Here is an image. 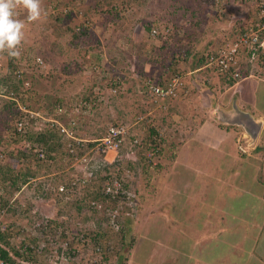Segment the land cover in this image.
<instances>
[{
  "label": "rangeland",
  "instance_id": "obj_1",
  "mask_svg": "<svg viewBox=\"0 0 264 264\" xmlns=\"http://www.w3.org/2000/svg\"><path fill=\"white\" fill-rule=\"evenodd\" d=\"M57 1L59 4L68 3L69 0H42V5L45 6L46 3ZM78 3L80 2L81 5L85 8L86 6V0H76ZM138 1V2H137ZM135 0V8L134 10L130 9L129 11L125 12L122 20L115 17V20H118L119 23H122V27L120 29L114 31L113 25L107 24L105 27L102 25V21L100 20L101 15L98 17L96 16L94 19V22L91 23V31L95 34V36L99 39L100 45L102 48V55H101V61L106 66L102 67L104 72L99 74L98 78H95L91 74H84V66H87L88 63H90V60H96V57H93V54L91 52L88 53V56L84 60V64L81 62V67L78 64L79 58L84 54L82 49H86L89 46V44H93L94 41L90 42L88 44V41L91 39V37L88 38L87 43L84 44L85 46H69L67 45V49H69V52L64 54V57H60L57 55L52 56L50 58L45 59L48 63L49 72H50V78L47 80H38L35 76H27L26 80L30 83V89L25 91L24 88H20L17 93H15L16 96V107H17V113H19V106L21 107L22 104L26 107V109L34 115L41 116V118H48L47 116H55V111L50 109V101L53 100V92L50 93L46 89H44L45 82L49 80H55L58 81L59 79L65 78L60 73L59 69L60 67L66 66L67 63H73L74 73L76 75L71 76L69 79L72 80V83L68 85L67 92L65 93V96L68 98L67 103L64 105L67 109V111H70L71 108L78 102L82 100V97L84 98L85 94L88 93V91H94V96L92 98H95V105L92 111H90L89 115H84L85 117L82 119H79V122L81 124L80 129L78 130V135L80 137H85L86 139H96L102 136L104 134L106 128L109 124H124L128 123L132 127V133L140 135L141 138L146 140L147 134V120L144 118L143 121H139L140 117H145L151 110V103L148 100H146L142 95H140L137 87V83L135 80L138 81V79H141V72L143 73L142 76L146 75H152L154 76L156 72H149V68L152 66L153 69L157 68V65L148 64V60L151 57L156 58V53L153 48H158L161 45V41L159 40H152L148 36V32L143 34L142 38V44L140 46L136 45L132 41H126L127 38H130L134 31L136 25L139 23L145 22L150 24L151 26L159 28L160 31L163 30L165 26H167V23L170 24L172 28L171 32V41L172 43H177L176 40H182L181 38H177L179 34H184L185 32H188V34L194 33L198 35V37L204 36V40L208 39H216V36H213V28L215 27V17L212 11H209L205 14L204 18L200 16L198 13L192 15L191 11L185 12L181 9H177V6H187L190 3L195 2V0H183L182 2L180 0ZM203 1V0H202ZM237 10H233L230 17L237 16L238 18L240 15L241 17H244L246 10L243 9L244 4H241V0L237 1ZM244 3V2H243ZM62 5V4H61ZM72 5V4H70ZM171 5V7H169ZM195 6V5H194ZM103 10H105V6H102ZM83 8H81L82 10ZM191 10H194V7H191ZM170 18V19H169ZM233 19L235 21L236 19ZM48 19L42 18L40 21L34 22L32 24H26V27L24 29V38L26 42H34V39L40 38L39 33L36 31L37 25H41L44 20ZM201 22L202 20H205V22L200 23L199 26L193 28V26H190V23H195V21ZM214 19V20H213ZM79 20H75L76 23H78ZM232 21V22H233ZM97 22V23H96ZM170 22H173L171 24ZM190 22V23H189ZM154 23H157L156 25ZM184 23V24H182ZM150 26V27H151ZM228 29V28H227ZM192 30V31H191ZM184 31V32H183ZM183 32V33H182ZM133 37V36H132ZM66 40L69 39L68 36L65 37ZM65 38L63 40H65ZM177 38V39H176ZM45 40V39H44ZM37 41L39 43L38 46L43 50L45 49L46 45L47 48L50 46L49 41L56 40L53 34H51L50 39L48 41ZM184 40V37H183ZM170 42V41H169ZM35 43V42H34ZM65 43V41L62 42V45ZM155 43V44H154ZM158 45V46H156ZM190 46V42H189ZM85 47V48H83ZM174 47H177V44H174ZM82 48V49H81ZM171 47H169L170 49ZM88 51V50H87ZM110 51V52H109ZM44 53V52H43ZM111 54L113 57L117 59V62L115 64L109 63L108 54ZM172 54H175V58H178L179 52L174 51L171 49L169 52L164 53L163 57L161 58L164 60V58L168 57ZM137 55V56H136ZM144 57H143V56ZM177 55V57H176ZM139 56V57H138ZM2 58V56L0 57ZM137 58H139L137 60ZM141 59V60H140ZM169 61V58H167ZM107 63V64H106ZM120 67L121 69L117 68ZM81 68L80 74L78 70ZM3 69V68H2ZM3 74L6 73V70H1ZM180 73H183L180 70ZM133 75H136L134 78H131ZM93 76V77H92ZM68 76L66 75V78ZM135 79V80H134ZM112 82L115 84V88L117 89L116 93H111L109 91L108 83ZM135 84V88L133 89ZM262 86H264V82H260ZM1 92H3L1 90ZM5 93V92H4ZM7 93V90H6ZM10 93V92H9ZM8 93V94H9ZM45 95H48L50 99H48V102L46 99H43L42 97ZM96 94V95H95ZM229 95L220 97L221 100L228 98ZM66 98V99H67ZM4 101H10L7 94L0 96V102ZM170 106V105H169ZM23 107V106H22ZM161 113L154 114L151 118L152 120L157 123V125H161L159 122ZM149 117V116H148ZM150 118V119H151ZM6 119V117H5ZM7 123L9 125L14 124V120L6 119ZM38 125H32L30 129V134L35 133V131L39 129H44L42 127V123H45L43 119H37ZM46 124V123H45ZM163 138L166 140V142H157L161 143L160 146L166 145V143H170L171 140L176 141L177 144H179V141L177 139V135L174 136V129H164L163 127H160ZM12 131L8 132L7 129H4L1 120H0V145H5L7 142V134L11 133ZM175 132H177L175 130ZM34 135V134H33ZM35 138V137H34ZM58 138V137H57ZM176 138V139H175ZM31 143L33 141L30 140ZM33 144V143H32ZM9 145V144H8ZM18 147L20 145L15 144ZM128 147L122 148L121 151L117 154H109L107 157V163L111 164L109 166V173L115 178H117L122 184L124 182L127 183L128 192L130 193V198L133 199L134 202V208L135 212L133 213V220L137 223V227H139L138 231H134L132 234L134 236V239H132V244H136L138 242L135 239H143V241L148 239H154L159 240V243H161V233L160 232H153L152 234L148 233V230L153 229V223L151 222L149 225L146 223L150 222V220L153 218L148 217V215H153V213H160L162 210L161 206V198L163 193V187L162 183L163 181L162 176L163 173L168 172V166L167 159H165L164 155H162L159 158V161L161 163H165L166 166L164 168H158L157 164L158 162L153 159V156H148V151L145 149V146L143 145H137L136 147L130 148ZM63 149V148H62ZM176 148L172 151V161L175 158L176 154L175 151ZM8 150V148L6 149ZM65 150L59 151L58 154H53V159H47L46 162L38 161L37 163H33V176L28 177L29 179H33L34 182L37 185V188L35 190V185L30 183L29 184H22L21 178L18 179L17 184H15L14 187H12L10 181H6L4 183L0 182V199L4 198L9 203L14 201L13 208L9 210V212L4 216L3 221L6 225L9 226V229L11 228L12 238H11V244L14 246L18 238V234L20 233L21 229L25 231L24 234L20 237L21 240L24 238L23 241L26 243L29 239H32L35 237V234H38L40 232V227L37 225H41L43 221L48 219L50 221V225L48 228V232L43 234V238L48 239L47 243L49 242V239H55L58 240V244L61 245V242L63 238V232L57 231V229H54V227H58V225L61 226H67L69 229L72 230V232H76L79 229L81 230L80 233H84L86 235V238L90 240L91 248L89 247L90 253L85 254V252L78 247L79 250L82 251V260L79 262H70V264H115L116 262V251H120V238L124 237L126 235V230L121 224L119 225V229H122V232H116L112 230V227L107 224V218L106 214L108 210L111 208V204L106 201H97L98 204H101L102 209L100 212H97L94 214V211L92 212L91 209L87 208L86 205L88 202H83V204H78V200L83 195V190L75 192L74 196H71L70 199L66 202H63L59 199V197L56 195L54 189L64 183H68V180L70 177H73L76 173L74 172V169L69 167V159L67 158V155L65 154ZM150 154L152 152L150 151ZM138 155H141L145 158L148 169L146 174H143L141 171L142 167L138 165L137 157ZM134 164L135 167H133V170L128 172L127 167L129 164ZM4 164V162H3ZM10 164H14L10 162ZM25 162L21 163L20 173L25 172L26 167ZM137 164V165H136ZM170 164V163H169ZM103 172V171H102ZM100 173L94 177V179L102 178L104 174L107 173ZM22 175V174H21ZM27 179V180H29ZM28 182V181H27ZM106 182V181H105ZM24 185V187H22ZM19 187V188H16ZM23 188L20 190V188ZM49 187V188H48ZM54 188V189H53ZM51 189V190H49ZM20 190V192H18ZM85 191V190H84ZM166 193V191H165ZM82 194V195H81ZM1 205V201H0ZM121 210L120 207L117 206V208L120 210L119 215H121L119 218L125 217L126 215H129L126 210H124V205L121 203ZM22 206H25L24 208ZM1 207V206H0ZM79 207V210H78ZM4 208V207H3ZM132 208V207H131ZM158 212V213H157ZM169 215L171 217L170 219H162L164 221L165 225L167 223H170L172 225H176V227L179 228V223L181 221V217L186 216L183 214H172V211L169 212ZM189 215V213H187ZM130 216V215H129ZM147 217L149 221L147 220ZM154 217V216H153ZM131 218V216H130ZM156 221V218H154ZM175 222H174V220ZM186 219V218H185ZM204 220V219H202ZM148 221V222H147ZM201 221V220H200ZM199 221V222H200ZM142 225H146L147 227H141ZM169 225V224H168ZM170 226V229H173V226ZM150 227V229H149ZM110 228V229H109ZM161 231V228L159 225L155 226V230ZM34 229V230H33ZM107 230L110 236V239L106 238H98L97 233L100 231L104 232ZM138 229V228H137ZM125 230V231H124ZM17 231V232H16ZM120 231V230H119ZM94 232H97L96 234L92 235ZM187 233V232H186ZM62 234V235H61ZM179 235L178 236H176ZM66 236V235H65ZM64 236V237H65ZM183 233L181 234L180 230H177L175 234L172 236V241L175 242L177 248L180 247V250H185L183 248V241L182 238ZM186 240V238H184ZM208 242V241H205ZM211 243L206 245V243L202 244L201 247H196V250L193 251V257L199 258L205 257L206 259H212L213 253H216V258L219 257L220 254L222 256L225 255L224 249L225 247H220L218 243H216V240H210ZM109 244L110 247H112V255L102 256L101 258L95 256L94 254V247L102 244ZM185 246L188 248V244L184 243ZM160 245V244H159ZM160 247V246H159ZM158 247V248H159ZM216 249V250H209L208 248ZM201 248V249H200ZM59 249L57 251L58 253V259L55 258V252L54 249H49L47 246L43 248L42 251L36 252L38 257L45 261V264H54V261L56 263H59V258L66 257V252L62 250L59 246ZM73 248L71 247V250ZM139 251V250H137ZM178 251V250H177ZM159 254L160 255V248H159ZM55 255V256H54ZM130 251L126 255L127 262L131 256ZM210 255L212 256L211 258ZM81 258L80 256H78ZM176 255L173 253H170L167 256V259L170 260L175 258ZM96 258V262H91ZM135 257H132V259ZM161 261V260H160ZM127 264V263H126ZM161 264V263H160ZM191 264H196V260L191 261Z\"/></svg>",
  "mask_w": 264,
  "mask_h": 264
},
{
  "label": "crops",
  "instance_id": "obj_2",
  "mask_svg": "<svg viewBox=\"0 0 264 264\" xmlns=\"http://www.w3.org/2000/svg\"><path fill=\"white\" fill-rule=\"evenodd\" d=\"M176 42L168 47L179 52L178 69L184 73L185 89L170 102V115L165 121L177 131L179 144L161 179L162 210L148 215L153 220L148 222L147 217L146 223L154 222L148 233L160 232L161 243L153 238L135 239L138 242L132 244L127 264H191L192 260L196 264H264V86L254 81L227 86L212 72L190 70L198 52L205 51L207 56L213 51L216 41L212 38L204 40V36L194 34L190 46L183 39ZM206 44L211 46L206 48ZM234 101L240 110L262 121L253 145L240 127L223 125L215 119L214 107L228 111ZM170 211L186 216L181 217L179 228L162 221L166 217L171 221ZM157 225L161 231L155 230ZM177 230L183 233L184 251L171 239ZM212 239L225 247L224 256L216 258L213 253L209 257L212 259L193 257L196 247L208 245ZM170 253L176 259H167Z\"/></svg>",
  "mask_w": 264,
  "mask_h": 264
},
{
  "label": "built area",
  "instance_id": "obj_3",
  "mask_svg": "<svg viewBox=\"0 0 264 264\" xmlns=\"http://www.w3.org/2000/svg\"><path fill=\"white\" fill-rule=\"evenodd\" d=\"M218 1L219 0H217V2ZM252 4L256 10L255 20H250L245 31H241L235 40L230 37L224 38V45L219 48L216 53L209 54L208 63L206 65V68L212 70L218 79L223 78L226 81L232 80L234 82L232 86H236L241 82H264V60H262L264 58V0H253ZM55 5H57V3L52 2L46 6L45 10L47 16L59 14L63 18V23L72 25L75 27L76 31H79L81 27H91L90 22L80 20L82 11L79 9V3L77 1L75 4L69 6L59 5L55 7ZM17 14L20 19H26V11L24 9H17ZM75 20H79L78 23H76ZM171 30L170 24H167L162 31L157 27L151 26L148 36L152 40H159L161 38L167 39L172 32ZM20 50V57L15 58L17 68L15 75L21 82V88L27 91L30 89V83L26 80L27 76L32 75L38 80H47L50 78V69L45 58L41 55L35 53L33 50H26L23 46H21ZM90 72L95 78H98L99 74L104 71L101 68H87L84 70V74H89ZM138 81L140 84L137 85V92L148 98L152 107V110L145 117H140L139 121H143L144 118L146 119L148 116L151 118L156 113L166 112L170 102L176 99L185 89L184 73H179L167 79L162 78L160 83H157L154 77L138 79ZM108 86L111 93L117 92L114 83L109 82ZM2 91L1 93H4L5 89ZM8 98L17 101L14 92H10ZM95 98H90L88 101L81 100L75 104L70 111H67L64 107L57 106L54 110L55 116H47L48 118H41V116L36 117L34 113L28 111L24 104H22L23 107L19 106V113L16 119H14V129L6 136L7 142L9 139L15 140L14 142L12 141L13 143L11 142L13 147L25 153L31 152L32 155L42 162H46L44 150L42 148L33 149L30 140H32V138L34 140V136H37L38 133L39 135L53 134L60 138V142L64 144L65 152L70 162L69 167L74 169L76 173L73 177L69 178L68 183L61 184L55 189L53 188L56 195L63 202L68 201L71 196H74L75 192L85 189V187L90 185L92 179H94V177L102 171V168L106 166L109 154L118 155V152L121 151L122 148L128 147V145L130 148L143 145L148 151V156H152L150 151L152 152L154 144L150 141L145 143L140 135L133 134L132 127L128 123L119 125L109 124L104 134L96 139H86L78 135L77 132L81 127L79 119H83L85 117L84 115L90 114V111H92L96 103ZM37 119H43L46 123H42L41 125L44 129L35 131V133H33L34 135L30 134L32 125H38ZM148 123L151 128H156L157 124L152 118L149 119ZM153 139L156 140V142L160 141L159 137H154ZM7 142L5 145H1L2 149L0 148L1 163L4 161L5 153L8 151L6 149H9ZM14 143L20 145V147L14 145ZM89 145L91 146L89 147ZM29 182L35 185L36 190L37 185L34 180L29 179L27 184H29ZM24 185L22 187H24ZM22 187L20 190L23 189ZM20 190L18 192H20ZM103 191L105 195L113 200L116 196L121 194L126 195L127 198L131 196L128 191H125L123 184L117 178H113L108 182ZM13 203L14 201L8 202L4 208L0 207V233L2 234L11 233L12 227L8 231L9 226L4 223L3 218L9 210L13 208ZM88 206L93 209L94 214L100 212L102 209L101 204H98L97 201H90ZM120 206L121 205H119V207ZM22 207L24 208L25 206ZM134 210L135 208L132 209V212H134ZM119 213L120 210L116 208L114 210H108L106 214L107 223L111 227H114L115 230L119 229L118 218L121 216ZM49 225L50 221H48V219L43 221L41 225H37L40 227V232L35 234V237L32 239H29L28 242L23 245V248L29 247L30 250L36 249V251H42L43 248L47 246L49 249H54L56 255L54 256L58 259L59 256L57 251L60 250V246V248L66 252L67 256H63L62 259L59 258V263L54 261V264H70V262L80 263L83 259V254L78 247L82 250L84 249L83 251L85 254L90 253V240L86 238L84 233H80V229L76 232H72L67 226L58 225V227H54V229H57L56 232H63V236H61L63 238L61 245H59L58 240L55 239H49L47 243L48 239L43 238V234L48 232ZM24 233L25 231L21 229L18 238L16 237L17 241L14 246L11 244L10 239L9 247H4L1 244L0 247L10 251V253L14 252L15 249H21V243L25 241H23L24 238L21 240L20 237ZM30 241L33 242L32 245L28 244ZM71 247L73 251L69 253ZM93 251L95 256L99 258L112 255V247H110L108 243L95 246ZM95 260L96 258L91 262H96ZM0 264H5L1 256Z\"/></svg>",
  "mask_w": 264,
  "mask_h": 264
},
{
  "label": "trees",
  "instance_id": "obj_4",
  "mask_svg": "<svg viewBox=\"0 0 264 264\" xmlns=\"http://www.w3.org/2000/svg\"><path fill=\"white\" fill-rule=\"evenodd\" d=\"M137 1V0H136ZM181 2L183 0H180ZM238 0H219L217 2V0H195V2L190 3L187 6H177V9H181L185 12H188L189 10L191 11V14L194 15L196 13H198L200 16H202L204 18L205 14L209 11H212L215 17V27L213 28V36H216V39H214L216 42L214 43V49L213 51H211L210 53H216V51L221 48L224 44L223 41L225 40L224 38H231L233 40H235L237 38V36L241 33V31H245V29L247 28V24L250 20H255L256 16H255V7L252 4L253 0H241V4H244L242 6L243 9L246 10V13L244 15V17H241L242 15H240V17L238 18L237 16H232L231 13L233 10H237L236 6H237V2ZM52 2V1H51ZM138 2V1H137ZM244 2V3H243ZM50 3V2H48ZM76 0H69L68 3L63 4V3H58V5H55V7H58L59 5H63V6H69L70 4H75ZM83 5V4H82ZM81 5V3L79 2V9L83 8L81 11V15H80V20L81 21H88L90 23L94 22V18L96 16H100L101 18L100 20L102 21V25L105 27L107 24H109L108 22H110V24L113 25V30L116 31L118 29H120V27H122V23H119L118 20H115L117 17L118 19L122 20V17L124 15L125 12L129 11L130 9L134 10L135 8V0H86V6L85 8ZM195 5V6H194ZM102 6H105V10H103ZM171 7V5L169 6ZM191 7H194V10H191ZM209 10V11H208ZM236 19L235 21H233V19ZM170 19V18H169ZM214 20V19H213ZM233 21V22H232ZM205 22V20H202L201 22L195 21V23H190V26L193 28L197 27L200 25V23ZM155 25L157 23H154ZM151 25L145 22L139 23L138 25H136L135 27V31H134V38H132V42L135 43L136 45L140 46V44H142V38H143V34L147 33L150 31ZM75 27L69 25V24H64L63 23V18L62 16H60L59 14L56 15H50L48 19L44 20L43 23L41 25H37V29L36 31L39 33L40 38H35L34 42L36 43L37 41H48V39H50L51 34H53V36L55 37L56 40L53 41H49V47L47 48V45L45 47V49L43 50V48H39V52L40 55L47 59L50 58L52 56H60V57H64V54L69 52V49H67V45L69 46H74L77 47L79 45L81 46H85L84 44L87 43V40L89 37H91V39L88 41V44L92 41L93 44H89V46H85L87 47L86 49H82L84 54H82V56L79 58L78 64L81 67V62L82 64H84V60L85 58L88 56V53L91 52L93 54V57H96V60H90L87 64V68L91 69V68H102L104 66H106L104 63H102L101 61V55H102V48H101V43L99 41V39L95 36V34L91 31V28L87 27H81V29L76 32L74 30ZM228 28V29H227ZM192 31V30H191ZM184 32V31H183ZM182 32V33H183ZM182 39L184 37V40L190 42V40H193L194 38V33L188 34V32H185L184 34H180ZM66 36L69 37L68 40H66ZM179 36V35H178ZM177 36V38H178ZM171 34L169 35V37L167 39H159V41H161V45L158 48H153L155 50L156 53V58L151 57L148 60V64H153V65H157L156 69H153V67L151 66L149 68V72H156V74L154 76L152 75H146V76H142L143 73L141 72V79H148L149 77H154L155 81L157 83L161 82L162 78H170L174 75H177L180 73V70L178 69V64H179V58H175V54H172L171 56H169V54L167 53L166 58H164V60L161 58L163 57L164 53L169 52L171 49L173 50V47H171L169 49V45L170 43H172L173 41H171ZM65 38V40H63ZM176 38V39H177ZM219 38V39H218ZM131 38H127L126 41H130ZM65 41V43L62 45V42ZM170 41V42H169ZM177 41V40H176ZM39 43V42H38ZM210 44H206V48L210 47ZM83 47V48H85ZM88 50V51H87ZM44 52V53H43ZM110 52V51H109ZM207 53V52H206ZM209 53V54H210ZM209 54L206 56L205 51L201 52L194 57L195 58V62L191 63L192 67H190V70H196L197 68L199 69H204V71H207L209 73H214L212 70H210L209 68H206V65L208 63V57ZM137 56V55H136ZM143 56V55H142ZM139 57V56H138ZM144 57V56H143ZM177 57V55H176ZM167 58H169V61L167 60ZM187 58V57H186ZM186 58L184 57L183 61H186ZM108 59H109V63H113L115 64L117 62V59L115 57H113L110 53L108 54ZM139 58H137L138 60ZM141 60V59H140ZM188 60V59H187ZM264 60V58L262 59ZM6 65H8L7 67V71L5 74H3L1 72L0 69V89L1 87H6V89H8V92H14L17 93L18 90H20L21 88V82L17 79V77L15 76V66L13 64V58L8 57V60L5 62ZM107 64V63H106ZM73 63H67L66 66L60 67L59 71L62 74V76L65 78L59 79L58 81L55 80H49L47 82H45L44 84V89H46L48 92L50 91L53 92V100L50 101V109L49 111L51 112V109L55 110V108L57 106L60 107H64L66 109V107L64 106L67 101L68 98L65 96V93L67 92V87L68 85H70L72 83V80H70L69 78L71 76L76 75L74 73V71L72 69H74ZM86 66H84L85 68ZM205 67V68H204ZM103 70V69H102ZM79 74L81 71V68L78 70ZM84 72V71H83ZM66 75L68 76L66 78ZM215 75V73H214ZM264 77V76H263ZM140 79V78H139ZM220 82H225V84L227 86H232L234 84V82L232 80L230 81H226L223 78H219ZM135 82L138 84L139 81ZM260 83V82H259ZM184 84H185V80H184ZM96 95V94H95ZM94 96V91H88L87 94H85L84 98L82 97V100L84 101H88L90 100V98H92ZM43 99H46V101L48 102V99H50V97L48 95H45L42 97ZM67 98V99H66ZM18 113H17V107H16V103L14 101H4V102H0V120L1 123L4 127V129H7L9 132L12 131L14 129V127L12 125H9L6 121V119L9 120H14L16 119ZM168 115H170V109H167L166 112H161L160 118H159V122L161 125H156V128H151L148 121L150 119V117H147V137L145 140V143L150 141L152 142L154 145L153 150H152V156L153 159L156 160L158 162L157 164V169L158 168H164L166 166V164L169 166V163L172 161L173 155H172V151L176 148V146H178V144L176 143V141L171 140L170 143H166V145L160 146L161 143H157L156 140H154L153 138L156 137L160 139V142L164 143L166 142V140L163 138V135L161 132V129H159L160 127H163L165 130L166 129H171L173 130L174 127H172V125H168L166 120V117H168ZM6 117V119H5ZM157 124V123H156ZM117 125V124H115ZM173 128V129H172ZM224 128H228V127H224ZM41 133V132H40ZM174 136L177 135V132H175L174 129ZM34 140H33V144H32V148H42L46 154L47 159H53L52 155L53 154H58L59 151H62L64 148V144L60 142V138H57L56 135L53 134H40L38 133V135L34 136ZM1 138V136H0ZM22 139V138H21ZM33 139V138H32ZM176 139V138H175ZM13 140H8V144H9V149L8 151L5 153V158H4V164L3 162H0V182L4 183L6 181H10L12 187L15 186V184H17V181L19 178H21L20 180H22V184H26L27 183V179L28 177H32L33 176V163L34 162H38L41 161L40 159H38L37 157H35L34 155L31 154V152H23L18 148L13 147V144H11ZM15 141V140H14ZM13 141V142H14ZM12 142V143H13ZM91 145H89L90 147ZM0 148L2 149V146L0 145ZM63 148V149H62ZM6 151V150H5ZM66 154V153H65ZM164 155L165 159H167V163L163 164L159 161V158ZM137 161H138V165H140L142 167V173L146 174L147 169H148V164L145 160V158L141 155H138L137 157ZM14 162V164H10ZM25 162L26 167H25V172L24 173H20L19 171L22 170L20 168L21 163ZM137 165V164H136ZM109 166H111V164H108V166H105L102 168V171L104 173H107L106 175L104 174V176L102 178H97V179H92L90 185L88 187H85V191L83 190V195L82 197L79 198L78 200V204H83V202H90V201H106L108 203H110L111 208L110 210H114L117 208V206H119V204H125L124 206V210H126V212L129 215H126L125 217L122 218H118V222L119 225L121 224L120 221H122V225L126 230V235L122 238H120V251H116V262L115 264H126L127 263V259H126V255L129 252V250L131 249L132 246V239H134L133 236V232L136 231V226L137 223L133 220V213L132 209L134 208L133 204V199L131 198H127L126 195H119L116 196V198L113 200L111 199L109 196L105 195L103 189L105 188L106 184L108 182H110L113 178H115V176L111 175L108 171H109ZM135 167L134 164H129L127 167L128 172L133 170V167ZM101 171V172H102ZM101 172H99L98 174H100ZM102 172V173H103ZM22 174V175H21ZM97 174V175H98ZM106 181V182H105ZM123 187L125 189V191H128V187H127V183L124 182L123 183ZM19 188V187H16ZM1 201V208L5 207L8 204V201L4 198L0 199ZM88 203L86 205L87 208L91 209L88 206ZM133 203V204H130ZM132 207V208H131ZM79 210V207H78ZM93 212V209H91ZM121 210V209H120ZM108 222V220H107ZM108 224V223H107ZM120 228V227H119ZM110 229V228H109ZM112 230L115 231L114 227H112ZM120 230V231H119ZM124 230V231H125ZM117 232H122V229H118L116 230ZM115 231V232H116ZM107 230L104 232L103 231H99L94 232L92 235L97 233V237L98 238H106V239H110L109 233ZM12 233H0V244L4 247H9L10 243L9 240L12 238ZM108 239V240H109ZM34 241V240H33ZM26 242L21 243L22 248L17 250L15 249L14 252L10 253V251L5 250L4 248L0 247V256L1 258L4 260L5 264H45V261L43 262V260H41L38 255L36 254V249L35 250H30L29 247L27 248H23L24 244ZM29 245H32L33 242L30 241L28 243ZM104 258H106V256H104Z\"/></svg>",
  "mask_w": 264,
  "mask_h": 264
},
{
  "label": "clouds",
  "instance_id": "obj_5",
  "mask_svg": "<svg viewBox=\"0 0 264 264\" xmlns=\"http://www.w3.org/2000/svg\"><path fill=\"white\" fill-rule=\"evenodd\" d=\"M55 2L58 5V2ZM48 4L49 3H46V5L43 6L42 0H0V54H2V58H0L1 70L5 69L7 71L8 65H6L5 62L8 60V57H10L13 58V64L15 66V70L17 71L15 58L20 57L21 46L25 47L26 50H33L38 54L40 48L37 44L38 42H26L24 38V29L26 24L33 25L34 22L40 21L42 18H49L45 10ZM19 8L26 11V19L19 18L17 14V9ZM84 69H87V66ZM6 87L7 86L1 87V97L4 94L8 95L9 92L6 93V90L8 91ZM3 89H5V93H1V90ZM10 101L14 100L10 99ZM14 102L16 103V101Z\"/></svg>",
  "mask_w": 264,
  "mask_h": 264
},
{
  "label": "water",
  "instance_id": "obj_6",
  "mask_svg": "<svg viewBox=\"0 0 264 264\" xmlns=\"http://www.w3.org/2000/svg\"><path fill=\"white\" fill-rule=\"evenodd\" d=\"M214 108L213 113L219 123L240 127L250 145L255 144L262 128L261 120L254 119L250 113L240 110L235 101L231 103V109L228 111Z\"/></svg>",
  "mask_w": 264,
  "mask_h": 264
}]
</instances>
